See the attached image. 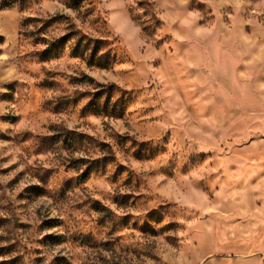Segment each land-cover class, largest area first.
<instances>
[{"label":"rangeland","instance_id":"obj_1","mask_svg":"<svg viewBox=\"0 0 264 264\" xmlns=\"http://www.w3.org/2000/svg\"><path fill=\"white\" fill-rule=\"evenodd\" d=\"M67 1L0 0V264H264V0Z\"/></svg>","mask_w":264,"mask_h":264},{"label":"trees","instance_id":"obj_2","mask_svg":"<svg viewBox=\"0 0 264 264\" xmlns=\"http://www.w3.org/2000/svg\"><path fill=\"white\" fill-rule=\"evenodd\" d=\"M91 2H89V0H68L66 3H65V7L71 11H73L74 13H76L78 15V17L83 13V11L86 10V7L88 5H90ZM84 16V15H83ZM58 18H62V17H52L50 19H48L47 21L43 22L44 26L45 27H48L50 25H52L53 23H55ZM32 20L30 19H26L24 21V23L22 24V33L24 35V37H30V35L32 33L28 32L27 29H28V26L30 24ZM33 21H40L39 19H35ZM71 34V33H70ZM72 35H68L67 37H65L66 39H69L71 38ZM87 46L83 45V42L82 40H77V43L75 45V49L73 51V54L76 56L77 55V52H79V50L82 48H86ZM83 56V55H81ZM96 56H97V51L96 50H92V53L90 55V57H88V59L86 60L87 64L90 65V66H95V67H99L101 68V65L98 63V59H96Z\"/></svg>","mask_w":264,"mask_h":264}]
</instances>
